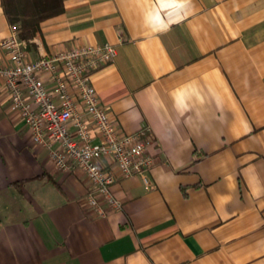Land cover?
<instances>
[{
  "label": "crops",
  "instance_id": "obj_1",
  "mask_svg": "<svg viewBox=\"0 0 264 264\" xmlns=\"http://www.w3.org/2000/svg\"><path fill=\"white\" fill-rule=\"evenodd\" d=\"M25 43L28 61L111 44L89 84L122 135L147 128L153 165L96 216L0 83V264H264V0H65Z\"/></svg>",
  "mask_w": 264,
  "mask_h": 264
},
{
  "label": "built area",
  "instance_id": "obj_2",
  "mask_svg": "<svg viewBox=\"0 0 264 264\" xmlns=\"http://www.w3.org/2000/svg\"><path fill=\"white\" fill-rule=\"evenodd\" d=\"M25 47L17 27L10 25L9 35L0 41L10 63L0 66V83L9 94L11 110L29 127L33 143L47 150L58 170L77 167L84 173L89 184L85 205L96 216L119 211L121 203L111 191L117 177L136 176L149 187L153 159L143 138L147 128L122 135L89 84L94 71L113 61L115 48L108 43L75 46L28 61ZM42 74L49 76L50 90ZM88 123L97 133L98 143L93 141Z\"/></svg>",
  "mask_w": 264,
  "mask_h": 264
},
{
  "label": "trees",
  "instance_id": "obj_3",
  "mask_svg": "<svg viewBox=\"0 0 264 264\" xmlns=\"http://www.w3.org/2000/svg\"><path fill=\"white\" fill-rule=\"evenodd\" d=\"M65 0H0L9 25L17 27L19 40L28 42L40 33V25L64 11Z\"/></svg>",
  "mask_w": 264,
  "mask_h": 264
}]
</instances>
